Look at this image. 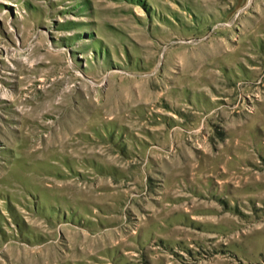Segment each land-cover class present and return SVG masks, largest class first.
<instances>
[{"label":"rangeland","instance_id":"374dc122","mask_svg":"<svg viewBox=\"0 0 264 264\" xmlns=\"http://www.w3.org/2000/svg\"><path fill=\"white\" fill-rule=\"evenodd\" d=\"M0 264H264V0H0Z\"/></svg>","mask_w":264,"mask_h":264}]
</instances>
